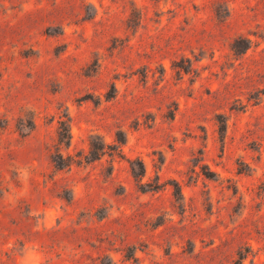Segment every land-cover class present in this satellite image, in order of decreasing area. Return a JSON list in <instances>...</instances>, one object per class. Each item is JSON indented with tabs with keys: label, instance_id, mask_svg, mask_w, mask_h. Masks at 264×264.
Returning a JSON list of instances; mask_svg holds the SVG:
<instances>
[{
	"label": "rangeland",
	"instance_id": "1",
	"mask_svg": "<svg viewBox=\"0 0 264 264\" xmlns=\"http://www.w3.org/2000/svg\"><path fill=\"white\" fill-rule=\"evenodd\" d=\"M0 264H264V0H0Z\"/></svg>",
	"mask_w": 264,
	"mask_h": 264
},
{
	"label": "trees",
	"instance_id": "2",
	"mask_svg": "<svg viewBox=\"0 0 264 264\" xmlns=\"http://www.w3.org/2000/svg\"><path fill=\"white\" fill-rule=\"evenodd\" d=\"M64 135H65V137L67 136V129H65V127H64ZM119 143H122V141H119ZM134 174V173H133ZM134 176L135 177H137V176H141V174H138V175H135L134 174Z\"/></svg>",
	"mask_w": 264,
	"mask_h": 264
}]
</instances>
